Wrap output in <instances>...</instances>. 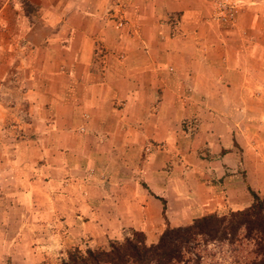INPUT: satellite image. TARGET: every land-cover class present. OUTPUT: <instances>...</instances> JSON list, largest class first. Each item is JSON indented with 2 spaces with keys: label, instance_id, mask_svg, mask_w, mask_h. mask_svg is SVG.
<instances>
[{
  "label": "crops",
  "instance_id": "obj_1",
  "mask_svg": "<svg viewBox=\"0 0 264 264\" xmlns=\"http://www.w3.org/2000/svg\"><path fill=\"white\" fill-rule=\"evenodd\" d=\"M213 1L91 0L11 19L0 128L19 136L0 146L3 231L14 212L19 232L58 221L64 243L134 229L150 244L264 192V0H231V24L210 18Z\"/></svg>",
  "mask_w": 264,
  "mask_h": 264
},
{
  "label": "trees",
  "instance_id": "obj_2",
  "mask_svg": "<svg viewBox=\"0 0 264 264\" xmlns=\"http://www.w3.org/2000/svg\"><path fill=\"white\" fill-rule=\"evenodd\" d=\"M251 203L225 214L209 213L180 226L167 225L155 243L148 244L142 231L132 230L107 248L73 247L58 264H202L193 250L209 242L252 243L246 264H264V196L251 191ZM187 253L193 256H186Z\"/></svg>",
  "mask_w": 264,
  "mask_h": 264
},
{
  "label": "rangeland",
  "instance_id": "obj_3",
  "mask_svg": "<svg viewBox=\"0 0 264 264\" xmlns=\"http://www.w3.org/2000/svg\"><path fill=\"white\" fill-rule=\"evenodd\" d=\"M90 1L91 0H0V52L3 50L2 45H4L3 38L5 34L8 32L13 35L18 32L16 28L11 27L13 25L11 19H16L18 14L27 19L34 20L43 6L50 7L54 4L60 5V7L63 8L69 3L73 5H84ZM114 5L117 6L118 3ZM6 17L10 20L8 24L5 21ZM3 91L4 90L0 91L1 96L4 95ZM17 134L18 132H4L3 128H0V146L4 148V146L16 144L15 136H19ZM10 155L11 153L8 154L5 152L2 153L0 157H2V160H4V156L11 159ZM255 193L261 197L264 196V192ZM227 212L219 214H225ZM8 221L11 224L10 231H3L2 227H0V264H58L60 260L65 257L66 252L73 247H78L81 250H85L86 248H107L111 241H121L123 238L130 236L131 231L134 230L125 229L119 237L108 239L106 242L102 243H96V241L91 242V239H93L92 236H76L72 237V242L64 243L63 238L65 237V229H63V225L59 224L58 221L49 224L46 228L29 225L25 232L17 231L14 212H12ZM35 221L36 220L33 222L35 223ZM251 250L252 243L239 238L233 243H201L193 252L201 256L202 264H246V262L252 258ZM186 256H193V254L187 253Z\"/></svg>",
  "mask_w": 264,
  "mask_h": 264
},
{
  "label": "built area",
  "instance_id": "obj_4",
  "mask_svg": "<svg viewBox=\"0 0 264 264\" xmlns=\"http://www.w3.org/2000/svg\"><path fill=\"white\" fill-rule=\"evenodd\" d=\"M119 5V4H118ZM237 13V3L231 0H214L210 18L216 23L231 24L235 21ZM117 26L122 27L126 24L127 19L124 14L123 8L118 6V9L112 14ZM186 126L189 131H193L196 126V120H188Z\"/></svg>",
  "mask_w": 264,
  "mask_h": 264
}]
</instances>
